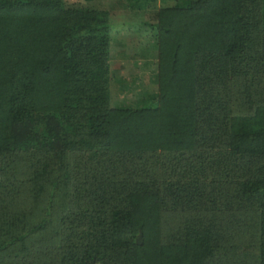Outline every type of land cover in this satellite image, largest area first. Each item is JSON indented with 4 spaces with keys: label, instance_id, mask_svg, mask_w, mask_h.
Masks as SVG:
<instances>
[{
    "label": "trees",
    "instance_id": "trees-1",
    "mask_svg": "<svg viewBox=\"0 0 264 264\" xmlns=\"http://www.w3.org/2000/svg\"><path fill=\"white\" fill-rule=\"evenodd\" d=\"M160 2L0 0V264H264V0Z\"/></svg>",
    "mask_w": 264,
    "mask_h": 264
},
{
    "label": "rangeland",
    "instance_id": "rangeland-1",
    "mask_svg": "<svg viewBox=\"0 0 264 264\" xmlns=\"http://www.w3.org/2000/svg\"><path fill=\"white\" fill-rule=\"evenodd\" d=\"M157 3L159 5L160 0H157ZM126 11H129L128 8L125 9L124 6H122V2H119V5L115 7V22H113L114 28L117 26H121L122 19H125L124 15L126 14ZM137 18V17H136ZM130 24H125L124 25V33H126L127 36L132 38L135 42H140L139 43V52H143L146 48L150 49V54L148 57V60L146 62V56L144 55L142 58V61L140 63L135 64L134 66L136 69H133L132 67L128 70V75L133 73L135 74L140 73L141 76L137 80H132L133 82L131 90L133 92H128L126 91V94L131 96V100H133V104L136 103L137 100L139 99H145L147 94L152 93L156 91V79L154 77L155 69H156V54L154 50L152 49L155 40H154V35L151 34L147 29H144V31L141 32V36L138 38L137 37V32L135 29L137 27L128 28ZM46 237H49L48 234H51V229L49 228L47 231L44 232Z\"/></svg>",
    "mask_w": 264,
    "mask_h": 264
},
{
    "label": "water",
    "instance_id": "water-1",
    "mask_svg": "<svg viewBox=\"0 0 264 264\" xmlns=\"http://www.w3.org/2000/svg\"><path fill=\"white\" fill-rule=\"evenodd\" d=\"M140 237H141V234L139 233V236H138L137 240H139V239H140Z\"/></svg>",
    "mask_w": 264,
    "mask_h": 264
}]
</instances>
